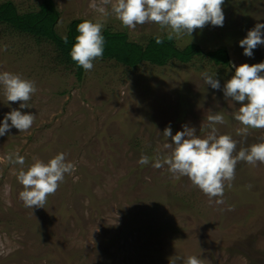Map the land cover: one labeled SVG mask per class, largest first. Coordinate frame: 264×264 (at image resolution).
<instances>
[{
    "label": "rangeland",
    "instance_id": "rangeland-1",
    "mask_svg": "<svg viewBox=\"0 0 264 264\" xmlns=\"http://www.w3.org/2000/svg\"><path fill=\"white\" fill-rule=\"evenodd\" d=\"M6 1L28 13L38 12L43 0L0 4ZM52 1L61 37L74 20L101 21L102 31L125 32L141 45L167 35L154 23L132 30L112 15L102 17L90 7L100 0ZM222 10V27L208 24L174 42L179 50L196 44L204 54L224 48L229 66L201 57L128 68L98 58L80 80L49 42L0 26V73L18 74L37 89L30 107L20 109L0 88V122L13 109L35 115L28 131L11 128L0 136V264H169L170 257L183 264L189 256L203 264H264V164L238 162L222 204L215 202L220 197L210 202L187 177L152 166L169 151L166 127L175 135L187 125L206 138L207 117L216 113L225 119L215 125L217 133L236 140L237 151L264 142V129L240 134L233 114L241 105L223 95L233 65L264 62V45L252 57L239 47L249 30L264 24V0H224ZM203 72L216 73L219 90L204 84ZM9 153L24 157L25 170L64 153L75 171L65 174L43 209L26 208L19 198L21 166L4 160ZM141 156L149 163H138Z\"/></svg>",
    "mask_w": 264,
    "mask_h": 264
},
{
    "label": "clouds",
    "instance_id": "clouds-1",
    "mask_svg": "<svg viewBox=\"0 0 264 264\" xmlns=\"http://www.w3.org/2000/svg\"><path fill=\"white\" fill-rule=\"evenodd\" d=\"M224 0H100L93 2L90 7L102 17L114 16L122 27L134 30L138 25L147 23L157 24L160 29L166 30L167 39L191 37L196 29H203L206 25L222 27L224 14L222 5ZM110 5V10L108 7ZM101 21L85 20L76 26L79 33L72 45L70 57L77 67L85 71L93 69V61L101 58L104 52V37ZM264 24L257 23L247 32L246 38L239 41L243 48V55L252 57L253 50L258 45H264ZM67 42V37L64 38ZM157 43L162 39L157 37ZM234 75L224 84L225 99L239 103L241 106L233 114L239 122L240 134L245 137L249 130L264 129V62L235 66ZM205 85L219 90L220 83L215 74L201 73ZM0 88L6 102H20L19 108H29V101L37 91L33 81L24 79L18 74L10 72L0 73ZM35 120L33 114H22L13 109L0 122V136H4L11 128L21 132L28 131ZM211 131L206 138L196 135V129L183 125L182 131L172 135L171 127H166L163 136L170 139L165 145L169 151L166 155L156 156L152 166L167 170L175 177H187L192 185L205 194L210 202L216 199L217 204L224 203L225 183L231 187L235 178V169L238 162H246L256 166L264 164V142L254 143L250 147L240 148L237 151V141L230 135H219L215 125L224 124L222 113L207 117ZM10 121V123H9ZM4 160L12 165H20L17 180L23 186L19 198L26 208H42L49 195H54L65 174L75 171L71 162H66V155L59 153L46 163L36 160L26 170L23 168L25 159L18 153H9ZM138 163H149L147 156H141ZM202 251V250H201ZM180 257H170L169 264H177ZM183 264H203L196 256H189Z\"/></svg>",
    "mask_w": 264,
    "mask_h": 264
},
{
    "label": "trees",
    "instance_id": "trees-1",
    "mask_svg": "<svg viewBox=\"0 0 264 264\" xmlns=\"http://www.w3.org/2000/svg\"><path fill=\"white\" fill-rule=\"evenodd\" d=\"M59 18L58 10L52 0H43L38 12L19 13L15 4L6 1L0 4V26H5L15 33L26 37H33L38 42H49L53 45L60 63L73 66L77 79H81L85 70L77 67L70 57L75 37L79 34L76 26L85 20H74L68 25L64 37L57 34L55 25ZM104 37V52L102 60H112L128 68H136L144 62L155 66H165L170 61L182 64L190 63L195 58H205L215 66H229L226 49L218 48L211 52L203 53L196 44H189L179 50L173 40H168L167 35L159 37L162 43H157V37L147 41L145 45L129 40L125 32L102 31ZM67 37V42L64 38ZM206 56V57H205Z\"/></svg>",
    "mask_w": 264,
    "mask_h": 264
}]
</instances>
